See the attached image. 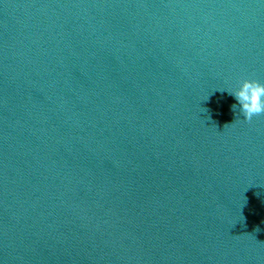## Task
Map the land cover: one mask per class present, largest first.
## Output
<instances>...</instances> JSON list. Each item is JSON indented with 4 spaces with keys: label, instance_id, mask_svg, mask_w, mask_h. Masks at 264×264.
<instances>
[{
    "label": "water",
    "instance_id": "obj_1",
    "mask_svg": "<svg viewBox=\"0 0 264 264\" xmlns=\"http://www.w3.org/2000/svg\"><path fill=\"white\" fill-rule=\"evenodd\" d=\"M248 79L264 0H0V264H264Z\"/></svg>",
    "mask_w": 264,
    "mask_h": 264
},
{
    "label": "clouds",
    "instance_id": "obj_2",
    "mask_svg": "<svg viewBox=\"0 0 264 264\" xmlns=\"http://www.w3.org/2000/svg\"><path fill=\"white\" fill-rule=\"evenodd\" d=\"M229 94L237 101V104L232 105L233 111L239 105L240 112L247 122H251L254 116L264 114V83L251 79L244 80L237 90Z\"/></svg>",
    "mask_w": 264,
    "mask_h": 264
}]
</instances>
